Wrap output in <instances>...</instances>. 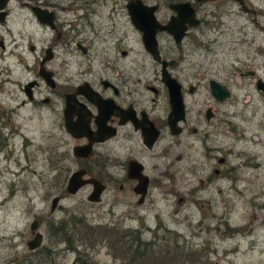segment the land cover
Returning <instances> with one entry per match:
<instances>
[{
  "label": "rangeland",
  "instance_id": "obj_1",
  "mask_svg": "<svg viewBox=\"0 0 264 264\" xmlns=\"http://www.w3.org/2000/svg\"><path fill=\"white\" fill-rule=\"evenodd\" d=\"M82 3L83 0H55V12L61 15L58 20L66 22L73 15H82ZM9 7L6 26L15 35L22 28L24 13L18 2H12ZM124 18L114 17L122 24V31H129L123 23ZM38 31L43 32L41 37L50 38L46 30L34 26L37 38L40 37ZM231 31L232 34L217 36L216 43L212 45H183L189 47V54L183 62L180 61L182 69L176 75L180 81L186 80L197 87L196 94L185 98L191 108L202 106L205 96L209 97L208 80H216L229 87V98L217 104L218 109L225 112L227 123L223 129L228 134L221 140L215 139V144L232 149L228 153L227 165L242 166V174L230 167L228 176L216 178L211 175L213 168L219 166H207L209 163L206 162L213 160L206 154L205 145L201 144V147L199 144L206 129L202 123L200 127L196 126L198 142L193 148L187 141L182 146L173 144L170 149L167 139L159 142L169 155L164 160L149 158L148 166L154 165V171L159 175L161 165L168 161L171 176L166 174L160 185L156 184L151 189L152 195L144 204L136 205L127 191L113 192L111 188L103 191L99 202H87L89 186L81 187L74 194L60 196L65 182H60L59 175L64 174L65 181L76 167V162L63 154L64 150H69L71 140L63 133L54 131V134H48L46 127L52 124L42 117L44 113L32 116L26 108L20 109L17 118L13 117L10 123L17 130L7 125L13 133L5 139L4 158L0 156V264H25L23 258L28 252L49 255L47 262L39 256L41 264H118L105 245L97 244L87 253L77 254L72 248L68 249L67 244L58 243L51 231L69 213L82 215L91 225L108 223L119 228H135L146 239H151L153 233L155 238L162 236L167 239L172 234L165 228L175 231L178 241L167 239L168 247L183 246L187 249L185 253L199 264H264V93L255 90L252 84L254 78L264 82V49L259 46H264V37L261 38L259 31L250 32L245 37L237 30ZM253 37L255 42H248ZM8 40L9 37L4 36L6 48ZM161 42L166 48L168 42ZM134 47L142 51L140 44ZM134 58L144 70L141 78L153 84L152 75L145 72L158 70V66L146 54ZM8 61L7 57L1 59L0 66H5ZM84 61L85 57L75 51L68 69L73 71L76 63ZM248 70H253L255 77H238L239 72ZM9 98L4 96V103L10 102ZM233 122L239 131L238 138H233L229 132ZM205 144L212 146L211 141H205ZM153 152L157 151L154 149ZM222 152L225 151H217L215 155L221 157ZM253 156L259 165L256 169L252 165ZM157 162L159 165L155 164ZM201 163L208 170L200 169L192 176L191 169ZM225 167V164L221 166ZM207 175L211 176L206 179ZM54 196L60 198L51 210ZM179 197L182 200L178 203ZM32 220L37 221L34 231L29 228ZM35 231L42 236L40 246L30 251L25 242L33 237Z\"/></svg>",
  "mask_w": 264,
  "mask_h": 264
},
{
  "label": "flooded vegetation",
  "instance_id": "obj_2",
  "mask_svg": "<svg viewBox=\"0 0 264 264\" xmlns=\"http://www.w3.org/2000/svg\"><path fill=\"white\" fill-rule=\"evenodd\" d=\"M140 1L147 6L152 4L156 6L154 17L160 24H164L174 15L168 7L169 3L189 2L197 21L194 26L186 27L179 48L175 46L172 36L166 31L156 33L160 60L153 63L158 66V70L145 72L152 75L153 84L146 83L148 79L141 78L144 70L134 58L139 54H146L150 58L151 56L142 46L141 34L129 20V12L126 8L129 0H83L82 15H73L66 22L58 20L61 15L55 12V0L7 2L4 16L0 21V60L5 57L10 60L5 66H0V156L4 158L3 137L8 139L13 129L17 130L10 124L11 121L13 122V117L17 118L19 110L26 108L27 113L32 116H41L44 113L42 117L47 118L52 124L46 127L48 134L63 133L71 140L70 151L64 150L63 154L76 162V167L71 171L83 169L85 173L83 177H94L103 184L99 201L103 191L108 188L113 192L127 191L134 198L133 202L136 205L149 201L152 195L151 189L156 184L160 185L166 174L169 173L168 175L171 176L168 161L165 165L160 164L162 169L159 175H157L158 171H154L156 170L154 165L148 166L149 158L164 160V157L169 155L159 142L167 139L169 149L173 144L182 146L184 141H187L189 147L195 146L194 144L198 142L196 134H199L196 126L202 123L205 124L206 129L199 144L201 147V144L205 145L206 154L213 160L207 161L206 163H209L207 166H219L213 168L211 175L216 178L228 176L230 167L237 169L238 174H242V166L227 165L228 153L232 149L228 150L227 147L215 144V139L221 140V137L228 134L225 128L223 129L227 123L225 112L217 107V104H222L225 100L217 101L211 98L207 81L209 99L205 96L206 100L203 99L202 106L189 107L185 98L196 94L197 87L186 80L180 81L176 73L182 69L179 66L180 61L183 62L189 54L187 51L189 47L185 48L183 45L190 42L196 41L198 46H204L205 43L207 46L212 45L216 43L217 36L232 34L231 29L237 30L242 37L250 32L259 31L263 38L264 0ZM12 2L14 4L18 2L19 9L24 13L21 24L23 29L20 28L15 35L6 26L8 11L11 9L9 6ZM37 7L47 13L51 12L52 17L43 14L41 19H37L32 12V8ZM118 16H125L123 23L129 31H122V24L114 19ZM103 18L107 20L104 21ZM34 26L46 30L50 38L41 37L42 31H38L40 37L34 36ZM4 36L9 37L8 48L3 45ZM161 41L168 42L166 48L162 46ZM250 41L254 43V37L248 40ZM137 43L141 45L142 51L134 47ZM259 46L261 50L264 49L263 45ZM75 51L80 52L81 56L85 57V61L76 63L74 70L70 71L68 69L70 59ZM161 60L174 61L166 66V70L180 84L184 111L183 118L176 123L178 127L176 134L169 132L166 123L169 104L167 89L160 77ZM248 75L255 77L253 70L238 73L239 78ZM257 79L259 78H254L252 83L255 90H257L255 84ZM259 80L264 84L262 79ZM226 87L229 90L227 85ZM6 95L10 97V102L4 103L3 97ZM66 106L70 107L68 112L72 115L73 121L79 119L82 114L86 115L89 131L96 133L92 136L103 137L101 140H93L89 145V151L84 154L82 151L77 157L73 155L72 148L87 145L89 138L84 134L74 138L67 132L64 127ZM233 123L229 132L233 138H238L239 131L235 126L236 123ZM8 124L13 129L7 128ZM143 132L147 133V138ZM154 132L155 134H152ZM218 134L221 135L217 136ZM208 140L211 141L212 146L205 144V141L209 143ZM154 149L157 152H153ZM217 151L225 152L218 157L215 155ZM155 164L159 165L158 162ZM224 164L226 167L221 168ZM252 165L255 166L254 169L259 166L255 156ZM174 167L179 168V166ZM200 169L208 170L201 163L200 166L191 169V175L195 176ZM136 175L147 182L144 187H136L140 183ZM211 175H207L206 179ZM85 186H89L91 191L90 185ZM181 200L182 198L179 197L177 202Z\"/></svg>",
  "mask_w": 264,
  "mask_h": 264
},
{
  "label": "water",
  "instance_id": "obj_3",
  "mask_svg": "<svg viewBox=\"0 0 264 264\" xmlns=\"http://www.w3.org/2000/svg\"><path fill=\"white\" fill-rule=\"evenodd\" d=\"M9 0H0V21L4 16V8L7 6V2ZM156 6L152 4L151 6L144 5L140 0H129L126 4V8L128 9V17L131 21L133 27L141 34L140 39L143 48L145 51L151 56L152 61H159L160 55L158 54L156 42V33L158 32H167L172 36V40L175 43V46L179 48L181 43V38L184 36L187 26H194L196 24V19L193 15V9L190 6L189 2H176L169 3L168 7H170L171 11L174 15L170 16L169 19L164 23L160 24L157 19L154 17V11ZM32 12L35 14L37 19H41L43 14H46L48 17H52V13H47L45 10L37 8H32ZM50 20V19H49ZM49 23V22H48ZM173 60H161L160 61V77L161 82L164 87L167 89V100L169 104V113L166 118V123L168 124L169 132L171 134H176L178 132V127L176 125L177 121L179 122L183 118V108H182V99L180 93V84L177 80L169 74L166 70L167 65H171ZM256 88L258 91L264 93V84L257 79L256 80ZM209 93L211 98L217 101L226 100L229 96V90L226 85H222L218 83L216 80H208ZM70 107L66 106L65 108V122L64 127H66L67 132L74 138L77 136H82L84 134L87 138H89V143L83 146H74L72 148L73 155L78 156L82 151L87 153L89 151V145L93 140H101L103 137H93V134L89 131L87 126L88 119L86 115H80L79 119L76 121L72 120V115L69 114L68 109ZM81 118V120H80ZM149 123V122H148ZM80 130V132H78ZM152 134H155L152 133ZM145 138H147V133L143 132ZM150 143L148 142L147 145ZM130 167V165H129ZM128 169H131L129 168ZM129 171V170H128ZM83 169L73 170L69 172L68 177L65 181V191L67 194H74L80 190L81 187L85 185L91 186V191L87 194V201L98 202L100 199V193L103 190V184L100 183L94 177H83L84 175ZM137 176V175H136ZM139 182L137 184V188L139 186L144 187L147 183L146 181H142L139 176H137ZM136 177V178H137ZM137 188L135 192L137 193ZM142 193V192H141ZM60 197H54L51 199L50 209L55 206L57 200ZM37 226V221L32 220L29 228L31 231H34ZM34 236L31 239H28L25 242V245L28 250H34L36 247L40 246L41 234L38 231L34 232Z\"/></svg>",
  "mask_w": 264,
  "mask_h": 264
},
{
  "label": "trees",
  "instance_id": "obj_4",
  "mask_svg": "<svg viewBox=\"0 0 264 264\" xmlns=\"http://www.w3.org/2000/svg\"><path fill=\"white\" fill-rule=\"evenodd\" d=\"M195 43L198 42L193 41L191 44ZM2 141L5 145V137H3ZM59 176L61 178L60 182H65L64 174H60ZM62 194H66L64 188L60 192V196ZM165 230L170 231L172 234L167 239H172L173 242L178 241L175 231L172 232L167 228ZM54 231L58 234L55 236L57 237L56 240L58 243H68V248H72L77 254L87 253L88 249L91 250L97 244L105 245L108 251L111 252L112 259L114 261L118 260V264H199V261L193 260L189 254L185 253L187 249L183 246H179L180 248L176 246L168 247L170 245L169 241L162 236L155 238L154 236L156 235L153 233L150 237L151 239H146L135 228H119L108 223L91 225L82 215L76 216L69 213L65 219L59 220L57 227H53L51 231L52 236ZM71 236H75V238L70 245L69 241ZM140 246L141 252L137 253L136 249ZM144 248H148L149 251ZM154 251L156 252L154 253ZM39 256L45 262L49 258V255L28 252L24 255L23 261L25 264H41ZM200 264L209 263L200 262Z\"/></svg>",
  "mask_w": 264,
  "mask_h": 264
},
{
  "label": "bare ground",
  "instance_id": "obj_5",
  "mask_svg": "<svg viewBox=\"0 0 264 264\" xmlns=\"http://www.w3.org/2000/svg\"><path fill=\"white\" fill-rule=\"evenodd\" d=\"M181 39H182V38H181ZM180 41H181V40H180ZM181 43H182V41H181ZM181 43H180V46H181ZM54 197H57V196H54ZM52 210H53V209H52ZM56 235H58V234H57L56 231H54V232H53V236L55 237ZM74 238H75V236H71V237H70V241H69L70 245L72 244L71 241H72V242L74 241ZM65 244H68V243L65 242ZM68 249H70V248H68ZM140 249H141V246H140L139 248L136 249V252H137V253H140V252H141Z\"/></svg>",
  "mask_w": 264,
  "mask_h": 264
}]
</instances>
